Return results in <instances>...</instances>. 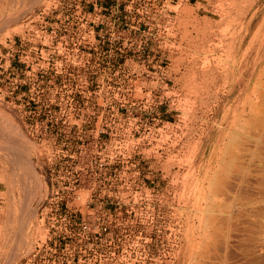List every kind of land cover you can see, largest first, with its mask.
<instances>
[{
  "label": "rangeland",
  "instance_id": "1",
  "mask_svg": "<svg viewBox=\"0 0 264 264\" xmlns=\"http://www.w3.org/2000/svg\"><path fill=\"white\" fill-rule=\"evenodd\" d=\"M236 38L240 59L263 52L264 0H0V264H193L199 248L197 260L209 258L199 264H211L225 241L231 264H264V79L246 88L254 70L231 99L250 95L263 116L245 102L242 157L223 167L249 215L232 236L221 227L222 248L213 232L195 244L188 215L191 157L223 115L202 118L217 97L211 71Z\"/></svg>",
  "mask_w": 264,
  "mask_h": 264
},
{
  "label": "bare ground",
  "instance_id": "2",
  "mask_svg": "<svg viewBox=\"0 0 264 264\" xmlns=\"http://www.w3.org/2000/svg\"><path fill=\"white\" fill-rule=\"evenodd\" d=\"M243 43H244V38H240V39L238 38L235 41V43H234L235 46H233V48L231 49L230 53L228 52L229 53L228 54L227 52H225V53L228 54L226 63L225 64L222 63L223 64L222 65V64L219 63L221 60H219L218 63H217V65H214L216 67L213 70L211 69L212 70L211 71V76H212V81L213 82H211V84H209V86H210V89L209 90L212 91L211 92L212 93V96L214 95L215 97L216 96L217 97H216V102L213 104L214 105L213 108H211V109L208 108L207 104L205 103L207 109L205 111H203L202 118H204V119L207 118V117L209 118L208 115L210 113H212V116L214 118L215 116H218L222 111H223V115H222L221 120L219 122V127L220 128H218L219 129V133H218L217 137H215L213 139V142H210L208 145H206L207 147L204 150V153H203L202 157L200 156V153L202 152L201 151V146L200 147L198 146L199 148L195 150V152L193 154V157H191V162H190V165H189L190 168H191V174H189V176H191L192 178H193V176H197V178H196V180L194 182L195 183L194 184V187L192 186V188H193L192 189V191H193V195H192L193 198H192V202H191V207L188 208V215L191 216L192 213H193V215L191 217H189V220H190V222H191V220H194V226L193 225L192 226L190 225L191 226L190 227L191 234L194 235V237H193L194 238V242H197V241L202 242L201 240H203V241L205 240L206 243L209 242L208 244H210L211 243L210 241H213V240H215V241L218 240V242H221L226 237L223 236V239H222L221 238L222 235L219 236L217 232H219V231L221 232L222 231V233L224 234V232H225L226 229H227L226 230L227 231V233H226L227 235H228V233L230 231L231 232L232 231L234 232V230H231V229L234 228V226L237 225V224L233 225L231 223L234 220H237L236 218L241 213H242L241 215H243V217H245L246 215H249L248 211H249V208H250L249 207L250 204L247 201L245 202V199L241 195L242 194L241 193L242 190L241 191H236V192L232 191V194H229L231 192H229L225 188V186L226 187L228 186L226 184H228L229 182H226L225 180H227V179L224 177V174L225 173H227V174H229V173L227 172L228 170H226V172H223V171H225L224 168L227 169V167H224V166L230 165L229 163H226L225 161L229 160L228 162H230L232 164L230 167H235V165L237 164L236 162L239 159L238 157L239 156L242 157L241 155H239V152H241V151H239L238 149H237L238 151H236V144H237L236 142L238 140L236 138H240V137H237V136H239V135H241V133H243V132L240 133V130H239V129H242V126H241L240 123L243 122V119L244 118H246L247 116H249L247 114V110L248 109L246 107L245 102H247V99L250 100L251 102L253 101V100H251L252 98H250L251 97L250 95H248L245 98V100H242V95L239 96L238 98H235L234 100H232L231 98H232V96L234 95V93H235V91L237 89V85L239 84L240 79L243 78L246 74H249L252 70H254V73L252 74V77L250 78V80H249L248 85L246 86V88L249 89L252 85H257V86H259L260 84L262 85L261 82L264 79V49H263V52L261 51V49L258 50L257 53L255 54L256 57H254V58H251V53L248 52V53L244 54L242 56V58L240 59L239 56H240V51H241V48L243 46ZM259 53H261V57L257 59V57L260 55ZM216 60L217 59H215V61ZM244 63H246V64L244 65ZM242 64L245 66V68H244V71H242L241 77L237 79L236 78L237 72L239 71V68H241ZM220 83H222V84H220ZM259 87H258V89H259ZM255 88L257 89V87H254V89ZM254 89H253V91L255 92ZM221 90L223 91V94L220 93ZM254 92H253V94L256 93V92L255 93ZM259 93H257V94H259ZM253 94H252V96H253ZM254 96H256V95H254ZM257 102H256V104H258ZM230 103H232L230 105V108H228L227 110H225L226 106H228V104H230ZM247 103H248L247 104L248 106H251L250 107V111H249L250 113L249 112L248 113L251 114L253 118H255V117L257 118L258 115L261 114L258 111V110H260V108H258V106L256 104H253L255 102L251 103V105H249V102H247ZM252 104H253L254 107L252 106ZM198 111H199L198 109L195 111V113H194L195 116H196V114H198ZM197 118H199V117H197ZM253 118H252V120H255ZM249 119H250V117H249ZM261 119H263V118H261ZM246 121H248V120H246ZM255 121H252V123L253 122L255 123ZM205 122H206V124L208 126V122L207 121H205ZM215 122H216V120H215ZM260 122L257 121L256 124H258V123L260 124ZM247 123H249V122H247ZM248 125L251 126L252 124H248ZM261 127H262V125H261ZM244 128L247 129L246 126ZM248 129H251V128H248ZM211 130H212V128H210V127L208 129L207 128L205 129L206 137L208 136V139L210 141H211V137H209V135L211 134ZM249 132H251V131L249 130ZM249 132L248 131L244 132V135L247 138L249 136ZM240 139L238 141H241ZM242 145H243V143H242ZM208 150H209V155L207 157L208 159L205 160V155H206V152ZM199 157H201L200 160H199ZM213 157H214V159H213ZM212 159H213V161H212ZM228 169H230V168H228ZM237 169H239V168H236V170ZM231 170L232 169H230L229 172H231ZM231 173H233V172H231ZM234 185H236V184L234 183ZM230 186H232V185H229V187ZM237 187H238V185H237ZM226 190L229 193H227ZM247 195H248V192H247ZM245 211L247 212V214H245V216H244V213L243 212H245ZM241 215H240V217L243 218ZM240 217H239L238 220H241ZM196 220H197V222H196ZM238 220H237V222L239 223ZM224 225L227 226V228L225 227L226 228L225 230H221V227L222 226L224 227ZM239 226H241V225H239ZM234 229L236 230V228H234ZM247 229H249V228H247ZM212 232H213L214 235L217 233L216 239L214 238L213 240L208 241L211 238ZM233 232L230 234L231 236H232ZM222 233H219V234H222ZM251 234H253V233H251ZM251 234H250V236H251ZM217 236L219 237V239H218ZM241 236L239 235V239H240ZM244 237H245V235H244ZM220 239H222V240H220ZM229 240H231V239H229ZM241 240H242V238H241ZM248 241H249V239H248ZM205 242L202 243V244L204 245ZM222 242H221V245L220 246L218 245L221 248H222V244L224 243V242L223 243ZM191 243H192V241H191ZM225 243H226V245L224 244L223 246L224 247L226 246V247L223 248L224 254L222 255L223 256L222 259H221V257L218 256V255H220L219 254L220 251L222 252V249L220 250V248L219 249L217 248L218 250H220V251H217V249H216L217 245L216 244H214V246L216 245V247L211 246L214 251L211 250V247L209 245H207V246L210 247L209 250H211V251H210V253H206V254H210L211 255V253L213 251L214 252V255H216L215 252L217 251V252H219V253L216 252L218 254L217 257H219V259H220V260H218V259L217 260H218V262L219 261H222V262H219L220 264H231L230 262H232V260H230V258H231L230 256H232V255L229 254V253H231V250H229L230 252L228 251V247H229L228 246V242L225 241ZM195 244L198 245V242L195 243ZM200 245H201V243H200ZM200 245H199V247H201ZM199 247H197V248H199ZM206 247H205V250L207 249ZM231 247H229V248H231ZM247 247L248 246H246V248ZM236 248H238V247H236ZM202 250H204V249H202ZM249 250H251V249H249ZM197 251H200V248ZM197 251L195 250L194 251L195 254L193 253L194 254V257H191L190 258L191 261L193 260L192 261L193 264H199L200 263V262H198L200 259L199 260H197V259L199 258V253L201 251L199 253ZM207 251H204V252H207ZM233 252H235V251H233ZM203 254H204V256H206L205 253H203ZM236 254H239V252L236 253ZM212 255H213V253H212ZM253 256H255V255H253ZM200 257H202V256L200 255ZM235 258H239V257H235ZM208 259L209 258H207V259L204 258V260H203V258H202L201 260H203V262H205V260L207 261ZM214 259H216V256H215ZM257 260H259V259H257ZM261 261H263V260H261ZM209 262H212V261L210 260ZM214 262H217V261H214ZM214 262H212L211 264H213ZM234 263H236V262H233V264ZM263 263H264V261H263Z\"/></svg>",
  "mask_w": 264,
  "mask_h": 264
}]
</instances>
